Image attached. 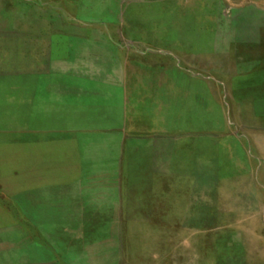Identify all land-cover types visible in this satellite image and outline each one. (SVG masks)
<instances>
[{
  "label": "rangeland",
  "instance_id": "374dc122",
  "mask_svg": "<svg viewBox=\"0 0 264 264\" xmlns=\"http://www.w3.org/2000/svg\"><path fill=\"white\" fill-rule=\"evenodd\" d=\"M262 58L264 0H0V264H264Z\"/></svg>",
  "mask_w": 264,
  "mask_h": 264
},
{
  "label": "crops",
  "instance_id": "0c3cea01",
  "mask_svg": "<svg viewBox=\"0 0 264 264\" xmlns=\"http://www.w3.org/2000/svg\"><path fill=\"white\" fill-rule=\"evenodd\" d=\"M260 63H264V58L260 59ZM165 67H156V71H164ZM150 70V68H148ZM159 90V89H158ZM181 96H188V91H181ZM262 93L261 95H263ZM185 101V100H184ZM183 101V103H184ZM163 107V106H162ZM184 104L172 106L168 105L166 108H159L155 109H147V113L149 115V118L153 119L154 124H152L151 129H149L148 134L151 136H158V135H169L171 133H174L173 131V124L175 123L178 128L184 126L183 120L186 119L184 115ZM206 112V113H205ZM206 114V115H205ZM205 116L206 120H208V124H205ZM163 119V123H160V121ZM167 122V123H166ZM233 127H236L235 121H233V117L230 114L229 116V129L232 130ZM261 130H264V126H260ZM221 125L217 122H215L212 112H208L207 110H203L201 107V144L203 141L207 140H215L216 142L221 141ZM180 130V129H179ZM146 136V135H142ZM245 154L242 153V158H245Z\"/></svg>",
  "mask_w": 264,
  "mask_h": 264
}]
</instances>
